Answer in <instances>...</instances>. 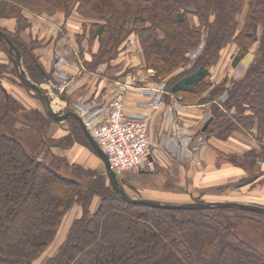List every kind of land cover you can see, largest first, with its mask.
<instances>
[{"label": "trees", "instance_id": "1", "mask_svg": "<svg viewBox=\"0 0 264 264\" xmlns=\"http://www.w3.org/2000/svg\"><path fill=\"white\" fill-rule=\"evenodd\" d=\"M54 11L95 21L89 41L98 39L99 49L92 62H85L90 69L110 65L135 36L144 69L166 80L170 94L192 97L210 90L199 103L211 105L205 135L227 141L240 134L254 140L257 148L229 162L249 175L240 184L264 174L258 165L264 163V0H0V30L16 45L37 85L51 82V76L34 54L39 42L27 44L21 36L32 27L29 13L49 16ZM8 21L15 22L12 31L2 27ZM231 45L238 48L234 66L255 45L258 55L240 79L210 84L222 52ZM0 46L9 57L6 43L0 40ZM8 74V65L0 64V264H34L59 238L71 211L77 216L45 264H264V248L236 230L238 224L249 223L264 244L263 214L127 203L103 174L51 153L52 148L79 143L96 154L74 119L66 121L71 131L63 140L44 141L55 121L40 110H27L10 94L3 85ZM224 93L226 101L218 103ZM24 131L42 137L37 151H28L16 138Z\"/></svg>", "mask_w": 264, "mask_h": 264}, {"label": "crops", "instance_id": "2", "mask_svg": "<svg viewBox=\"0 0 264 264\" xmlns=\"http://www.w3.org/2000/svg\"><path fill=\"white\" fill-rule=\"evenodd\" d=\"M32 27L26 32L22 33V36L26 37L32 42H41L42 46L35 49V53L42 62V65L46 69L47 73L52 70L53 54L55 50L63 49L61 51H72L73 57L70 55L65 56L67 71L69 73L70 82L66 92L62 95H66L60 100L63 104V109H73V104L78 101L95 100L99 104H105L111 101L115 93L120 92L123 87H126L124 93V109L127 113H147L151 112L147 107L148 102L143 95L142 91L151 90L153 87L152 75L144 69V59L142 52L139 48L138 41L134 36L131 41V46L136 52H140L138 59L139 63H131L140 66L142 73L137 76V87L126 86V81H121L119 78L122 74L121 59L112 62L106 67V65L98 66L95 70L90 69L85 65V62H92L93 55L98 52L99 40L94 39L91 43L89 41V28L91 22L82 18L78 14L74 13L66 19L64 14H57L55 16H32L27 15ZM9 22V21H8ZM13 22V28L15 22ZM7 23V22H5ZM243 27V24H241ZM84 26L87 27L86 33L84 32ZM82 35L83 40L80 42ZM25 38V37H24ZM70 50V51H69ZM231 50L230 63L224 64L225 51ZM238 53V48L235 45L229 46L222 52L221 60L218 66L214 69L212 74V80L220 82L223 76H230V68L228 65L233 66V58ZM72 56V55H71ZM70 57V58H69ZM10 60V59H9ZM130 64V61L126 63V66ZM223 65H226L223 69ZM106 68V69H105ZM98 69V70H97ZM230 71L223 74V71ZM221 76V77H220ZM220 77V78H218ZM5 79L3 85L6 90L12 94L17 100L24 104L28 109H37V106L25 98L21 93L16 91V88L11 84H7ZM49 89H53L51 85H48ZM57 92H60L55 88ZM147 95V92H146ZM25 98V99H24ZM151 99V98H150ZM205 106L197 104L191 107L186 119H189L188 123L198 124L201 122L203 113H205ZM73 111H75L73 109ZM163 112L160 111L155 117L150 120L149 133L153 132V129L161 125L163 119ZM56 136H59L56 134ZM208 152L203 159L204 172L196 173L193 166L183 167L177 164L175 170L161 171V178L166 182L160 190H154L162 194L163 197H168L167 200L176 204L195 203V200H200L204 203H219V202H234L242 204H250L264 207V178H259L250 184H240L243 179L249 177L246 171L234 167L229 164L222 163L219 154H238L242 155L248 149L257 148L256 145L241 136H232L228 141H220L216 138H207ZM83 150V149H81ZM85 152V149H84ZM219 153V154H218ZM261 170L264 172V163L260 165ZM180 173V177L177 175ZM142 176H154L150 173H139ZM162 180V181H163ZM167 183L169 185L167 186ZM174 186L176 189H174ZM153 200V199H152ZM154 201V200H153ZM157 201V200H156ZM98 202V201H97ZM96 202V204H97ZM164 203L163 201H157ZM171 202H165L170 203ZM97 206V205H96ZM78 211V215H79Z\"/></svg>", "mask_w": 264, "mask_h": 264}, {"label": "rangeland", "instance_id": "3", "mask_svg": "<svg viewBox=\"0 0 264 264\" xmlns=\"http://www.w3.org/2000/svg\"><path fill=\"white\" fill-rule=\"evenodd\" d=\"M61 12L54 11L51 13L52 15H49V17L55 16ZM62 14V13H61ZM29 15L32 16H39L33 13H29ZM41 16H48V15H41ZM243 15L240 16V23L243 24ZM83 18V17H82ZM67 19V18H66ZM86 19V18H84ZM89 22H95L91 19H87ZM2 27H6L7 30L12 31L13 30V22L9 21L7 23H2ZM242 27V25H241ZM241 29V28H240ZM24 33V32H23ZM261 31H259L258 34H260ZM25 37V38H24ZM134 36H132L130 39H133ZM21 38L27 43L30 44L31 41L26 37V35L21 36ZM126 41L122 47L120 54L118 56V59H121V63L119 65H122L121 70L122 74L120 76L121 81H126L129 82V85L131 87H137V81L138 77L140 74L143 72L140 66L135 65L134 67L130 66L133 65L134 63H139L137 58L139 57L140 52H136L135 49L131 46V41ZM39 45L36 46L37 48H40L42 46V43L39 42ZM140 48V47H139ZM63 49H57L55 50V53L53 54V61H52V70L50 71V76H51V82L46 81L42 82L40 85L45 89V91L48 92L50 97L52 98V104L54 107V110L59 112H64L67 110H73L76 106H81V105H92V106H97L101 105L95 100H86V101H78L77 103L73 104V109H63V104L62 101L60 100V97H64L66 95H61L55 90L54 85L56 84V88H58L59 83L55 79H60L64 75H69L67 71V65L66 64V59L68 58V55L70 57H73L74 54H72V51L69 53L67 52V58L63 59L60 63V59L58 57V53H63L65 51H61ZM141 50V49H140ZM70 51V50H69ZM142 52V51H141ZM231 50L225 51V58L223 59V63L226 64L230 63V56H231ZM36 54V53H34ZM142 57H143V53ZM197 54H199V50L196 51L194 54L191 55V59H193ZM72 55V56H71ZM258 55V45H255L250 52L241 60V62L237 66H230V64H227L228 67L230 68L231 74L230 76H223L221 81H223L225 78L227 79H240L243 77L244 73L249 69L251 64L255 61L256 57ZM37 56V54H36ZM38 57V56H37ZM69 57V58H70ZM236 56H234L233 61ZM144 59V57H143ZM115 60V61H116ZM130 61V64L126 66V63ZM42 63V62H41ZM133 63V64H131ZM0 64H5L8 65V72L9 74L6 77V83L11 84L16 88V91L19 92L18 95L21 93V95H24L27 100L29 99L32 101L36 106L37 110H40L42 113H45V110L43 108V105L41 101L38 99V97L30 90L26 89L22 84L19 79L18 72L16 71L15 73L12 71L14 68L13 63L9 60V57L6 52H4L3 48L0 46ZM106 65V64H104ZM102 66V65H99ZM108 65H106L107 67ZM226 65H223V69L225 68ZM189 67V66H188ZM187 67V68H188ZM106 69V68H105ZM98 70V69H97ZM151 75H152V80L153 84L151 85L153 88L148 91V88H146V91H142L140 94L143 95L146 99H148V102L150 104L152 103L153 105L157 104V101L155 100V96H153V99L149 96L151 93L155 95L157 92H154L156 90L159 91L161 87L163 88L165 94L161 95V100H160V105L155 107L156 109H153L150 104L148 103L147 107L150 108L151 112L149 114L147 113H130L132 115H137V116H145L149 119V125H150V120L155 117L160 111H165L163 112V119L161 125L153 129V132L150 134L151 141H152V154L154 157L157 159V163L155 166V169L153 172H144V173H150L154 174V176H142L136 171H131V172H124L123 175L119 176V181L123 187V189L126 191V193L131 196L132 198L136 199H149V200H154V201H165V202H171L167 200H175V199H168V197H163L162 194L155 192L154 190H160L163 186L166 185V182L161 178V171L162 170H167V171H173L175 170V167L178 165L187 167V166H193L194 170L196 173H202L204 172V166H203V159L207 155L208 152V143H207V136L205 133H202V127L204 124L212 117V112H211V105H206L205 106V113H203L201 122L198 124V127L192 123H188L189 119L187 120L186 117L191 110L190 106L194 108L195 105L200 103V100L204 98H208L210 94L209 92H206V94L203 95H195V96H190V97H175L172 94L168 92L167 89V82L166 80L163 79H158L156 77L155 71L154 70H147ZM224 70L223 74L226 72H230ZM212 77V76H211ZM221 77V76H220ZM218 77V78H220ZM68 79L70 81V77L68 76ZM216 80H212L210 78L208 81L210 84H215L217 85V78ZM220 81V82H221ZM54 82V83H53ZM48 85H51L53 89H49ZM55 91V92H54ZM146 92L149 95H146ZM24 98V99H25ZM151 98V99H150ZM227 99V93H224L222 96L219 97L217 100L218 103H223ZM19 101V100H18ZM20 102V101H19ZM21 103V102H20ZM22 104V103H21ZM106 104V103H105ZM27 110H33V109H28L24 104H22ZM104 105V103L102 104ZM75 111L77 109H74ZM83 118V117H82ZM45 130V129H44ZM70 125L69 123L62 122V123H50L48 126V131L46 133V138L44 141H49L55 139L56 141H61L65 137H67L70 134ZM59 135V136H56ZM190 135L192 136V139L188 142V145L186 147H182L183 145L180 144L179 146H175L171 140L174 138L173 136H176L178 138V142L180 141V135ZM236 136H241L245 137L246 139H249V141H252L256 147L258 144L250 139L247 136L240 135V134H235ZM16 138L20 140L24 146L27 148L28 151H37L39 145L42 142V137L40 136L39 133L35 131H24L21 133H18ZM228 141V140H227ZM83 149V150H81ZM85 149V152H84ZM250 149L246 150L243 152L242 155L238 154H219L220 159L222 160V163H227L229 165H232V163L229 162V159L233 157H242L245 153H247ZM51 153L55 154L58 157H62L67 159L71 164H76V165H81L85 168H90L98 171L100 174H103L106 178V172L104 165L102 161L99 159V157L86 145H82L79 143H75L71 146H66V147H61V148H52ZM177 155H174L176 154ZM52 154V155H53ZM180 155V159L177 157ZM51 156L49 157V159ZM263 163L261 161H258V165H262ZM234 166V165H232ZM237 167V166H234ZM239 168V167H237ZM242 169V168H240ZM244 170V169H242ZM245 171V170H244ZM177 175L180 177V173H177ZM260 178H264V174L260 176ZM108 179V178H107ZM259 179V178H258ZM163 180V181H162ZM169 183H167V186ZM174 189L176 187L174 186ZM164 202V203H165ZM202 202V201H201ZM172 204H176L174 202H171ZM204 203V202H203ZM257 206V205H256ZM261 207V206H259ZM73 216H77L76 212H70L65 218V223L61 227V229L58 232V239L53 243L47 250L46 252L34 263V264H45L46 261L54 256L57 252V248L59 244L63 241V236L65 233V229L70 222V219ZM236 230L239 232V234L250 244L258 247L264 248V244L261 243L260 235L257 230L254 229V227L249 224V223H241L236 226Z\"/></svg>", "mask_w": 264, "mask_h": 264}, {"label": "built area", "instance_id": "4", "mask_svg": "<svg viewBox=\"0 0 264 264\" xmlns=\"http://www.w3.org/2000/svg\"><path fill=\"white\" fill-rule=\"evenodd\" d=\"M67 52L58 53L61 61L65 59ZM58 91L66 92L69 87L68 75H64L59 80ZM126 86H130L127 82ZM115 93L113 99L104 105H81L76 106L75 112L81 117L83 123L97 145L107 156L109 166L112 172L117 176L123 175L124 172H153L156 166V157L152 154V141L149 133V119L145 116H137L127 113L124 109V93L126 87ZM155 95H149L152 99L155 96L156 105L150 106L156 109L160 105L161 95L165 92L163 88L156 90ZM83 117V118H82ZM180 141L174 138L171 142L174 145L186 147L192 139L190 135H181ZM174 155H177L174 154ZM180 159V155L177 156Z\"/></svg>", "mask_w": 264, "mask_h": 264}, {"label": "water", "instance_id": "5", "mask_svg": "<svg viewBox=\"0 0 264 264\" xmlns=\"http://www.w3.org/2000/svg\"><path fill=\"white\" fill-rule=\"evenodd\" d=\"M0 40L4 41L8 46L9 59L13 63L15 69L18 71L19 79L22 85L28 87L33 92H35L43 105L46 114L55 122L62 123L69 119H74L79 122L81 128L87 138L88 142L96 152L97 156L102 161L107 178L112 186V188L121 195V197L130 204L144 205L155 209H166V210H212V209H232L238 208L248 212H254L264 215V207H259L256 205L234 203V202H219V203H186V204H170V203H160L157 201L149 199H136L129 196L123 189L119 178L117 175L111 171L107 156L97 145L96 141L93 139L89 131L83 124L82 119L73 111L67 110L64 112H57L53 108L52 98L47 91L41 86L33 83L23 66L22 55L16 45L9 39V37L0 30ZM211 124V119H209L202 128V133H206Z\"/></svg>", "mask_w": 264, "mask_h": 264}, {"label": "bare ground", "instance_id": "6", "mask_svg": "<svg viewBox=\"0 0 264 264\" xmlns=\"http://www.w3.org/2000/svg\"><path fill=\"white\" fill-rule=\"evenodd\" d=\"M54 108V107H53Z\"/></svg>", "mask_w": 264, "mask_h": 264}]
</instances>
